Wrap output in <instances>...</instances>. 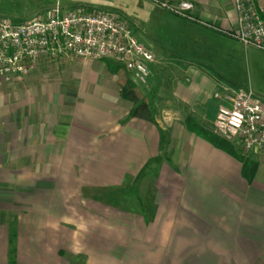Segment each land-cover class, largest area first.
<instances>
[{
  "label": "crops",
  "instance_id": "0c3cea01",
  "mask_svg": "<svg viewBox=\"0 0 264 264\" xmlns=\"http://www.w3.org/2000/svg\"><path fill=\"white\" fill-rule=\"evenodd\" d=\"M189 1L219 28L179 18L168 40L141 41L155 56L140 86L155 120L130 116L135 102L103 60L59 56L58 81H0V264H68L62 247H84L85 264H264V151L249 157L247 179L237 140L224 146L187 126L215 132L213 90L238 88L215 71L231 53L232 36L219 29L236 25V10L233 0ZM162 153L169 169L151 215L83 199L85 188L117 187Z\"/></svg>",
  "mask_w": 264,
  "mask_h": 264
},
{
  "label": "built area",
  "instance_id": "2783aa9c",
  "mask_svg": "<svg viewBox=\"0 0 264 264\" xmlns=\"http://www.w3.org/2000/svg\"><path fill=\"white\" fill-rule=\"evenodd\" d=\"M45 1L44 6L22 19L0 14V81L31 73L43 59L71 56L112 59L130 72L135 84L146 86L155 56L133 33L127 15L83 3ZM151 1L175 15L198 20L189 0ZM233 4L236 25L225 29L226 34L244 46L264 51V1L233 0ZM212 95L220 99L214 131L237 140L245 152H263L264 100L252 89L231 86L216 88Z\"/></svg>",
  "mask_w": 264,
  "mask_h": 264
},
{
  "label": "rangeland",
  "instance_id": "374dc122",
  "mask_svg": "<svg viewBox=\"0 0 264 264\" xmlns=\"http://www.w3.org/2000/svg\"><path fill=\"white\" fill-rule=\"evenodd\" d=\"M62 1L67 5L83 3L124 13L131 21L133 33L142 42L145 41L146 37L155 38L157 40L166 38L168 40L170 33H172L170 26L178 25L179 21H181L179 18L185 19V17H177L178 15L176 16L175 14L173 15L169 13L158 3L151 0ZM46 3L47 1L45 0H0V14L15 19H22L32 15L38 8L44 6ZM167 16H171L175 21H171ZM195 17L197 18V16ZM197 19L198 20L196 21L201 22L202 24L204 23V20ZM179 32H182V30ZM227 41L231 53H229L230 55L228 56L222 55L219 58V61H217V65L215 66V71L224 79L231 80L233 83L235 82L237 84L235 86L238 88L252 89L256 93L264 96V51L254 46H244L236 39H232V37H228ZM94 59L103 60L106 61L108 65H112L118 78L122 80L129 78L131 80L129 76L130 72L114 60L109 58ZM41 62L42 64L40 65ZM41 62L38 64L40 65L39 67L37 65L38 68L36 67L31 73L22 77L25 78L27 76H32L35 79H39L41 82L58 81L61 77H64L63 66L58 61L57 57L43 59ZM19 78L9 81L1 80V82L12 83ZM135 86L138 91L142 93L144 88L137 84H135ZM164 137H167V133H164ZM231 146L233 149L237 150L238 154L248 158L251 157L254 160H258L262 156L260 153L245 152L240 145ZM164 155L165 154L162 153L158 156V160L151 161L148 167L142 169L138 176H129L125 178L124 182L117 187L85 188L83 190V199L85 200V198H89L92 201H95L92 202V204L95 203L101 206L113 205L119 210H122V208H129L130 211H142L145 217L151 215L154 211V192L157 188L161 187L159 184V173L163 168L164 170L165 168L169 169ZM101 192L107 194L114 193L116 198L114 197L113 199L116 203L107 202ZM69 227H73V224ZM68 233L69 232L66 233L67 236ZM76 235L82 237L83 233L82 231L77 230ZM75 246L80 248L77 244ZM84 250V247H82V249H77V251L74 252L62 247L60 249V254L66 259L68 264H85L88 252Z\"/></svg>",
  "mask_w": 264,
  "mask_h": 264
},
{
  "label": "trees",
  "instance_id": "16d2710c",
  "mask_svg": "<svg viewBox=\"0 0 264 264\" xmlns=\"http://www.w3.org/2000/svg\"><path fill=\"white\" fill-rule=\"evenodd\" d=\"M259 1V0H258ZM260 1H264V0H260ZM219 31L226 33L225 29H219ZM111 68H113L112 65H109ZM114 69V68H113ZM121 94L123 97L128 98L132 101L135 102V105L131 108L130 110V116H138V117H143V118H147L150 120H155V114H156V105L153 102L152 97H148L145 98L143 97L140 92L138 91V89L136 88L134 82L132 80H130L129 78H126L121 86ZM187 126L191 129H195L198 133L204 135L205 137L211 139L212 141H214L215 143L224 145L227 143V140L225 138H223L222 136L207 130L204 127H201L198 124H191L190 121H187ZM161 137L164 138V133L161 131ZM227 145V144H226ZM236 155L242 160L243 162V166H242V174L247 178V179H251L253 176V173L255 171V165L256 162L250 160L249 158L239 155L238 153H236ZM165 156V155H164ZM159 157L156 158H151L143 167L146 168L148 167L149 163L151 161H155L158 160ZM138 176V175H137ZM102 195H104L105 200L108 202H112V203H116L114 201V197L116 198V196L114 195V193H105V192H101ZM123 195V194H122Z\"/></svg>",
  "mask_w": 264,
  "mask_h": 264
}]
</instances>
